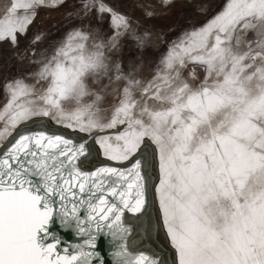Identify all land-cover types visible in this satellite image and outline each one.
Wrapping results in <instances>:
<instances>
[{"label": "snow or ice", "instance_id": "obj_1", "mask_svg": "<svg viewBox=\"0 0 264 264\" xmlns=\"http://www.w3.org/2000/svg\"><path fill=\"white\" fill-rule=\"evenodd\" d=\"M173 2L159 0V7ZM63 3L8 0L0 42L15 47L36 9ZM141 7L146 19L156 14L151 3ZM82 8L110 13L115 34L91 45L81 31L68 34L37 73V83L47 82L42 95L23 80L8 83L0 139L33 115L51 114L86 132L126 125L115 147L111 137L101 147L109 159L127 161L145 137L156 146L160 216L154 225L144 211L139 158L127 171L88 173L74 163L85 155L84 143L21 134L0 150V264H99L104 229L120 241L114 264H164L127 240L139 229L150 240L161 222L178 264H264V0H217L211 8L200 0L194 12L203 22L182 29L148 75L105 49H118L125 35L143 44L151 31L137 36L139 25L103 0H85ZM125 209L143 211L146 221L138 216L126 226ZM57 222L83 243L68 246Z\"/></svg>", "mask_w": 264, "mask_h": 264}, {"label": "rangeland", "instance_id": "obj_2", "mask_svg": "<svg viewBox=\"0 0 264 264\" xmlns=\"http://www.w3.org/2000/svg\"><path fill=\"white\" fill-rule=\"evenodd\" d=\"M84 2L85 0H64L63 4L56 7H39L36 9L35 19L28 26L27 32L22 36L17 34L18 44L15 47L7 40L0 42V112H3L10 98L6 85L14 80H23L29 86L35 85V95L37 96L46 92L47 82L41 81L37 83V73L55 54L56 50L61 47L68 34L74 31H81L89 35V45L93 41L96 43H107L115 34L116 30L112 27L111 14L100 13L96 8L86 11L82 8ZM199 2L200 0H174L173 4L168 8H161L159 7V0H103V3L110 6L114 11L129 17V22L134 27L139 25L136 32L137 36L141 35L145 29H149L152 33L143 44L138 42L132 35H125L120 38L118 49H113L111 52L105 49V51L109 56L121 59L125 65L130 61L143 65L145 75H148L155 70L172 42L182 34V29L190 23L203 22V17L197 16L194 12L195 6ZM145 3H151L154 6L156 14L151 19H146L144 16L141 5ZM208 4L210 8L215 7L217 0H208ZM7 6L8 0H0V16L3 15ZM211 15L212 12L210 10L209 16ZM23 99L29 98L25 97ZM39 106L47 107L42 102H40ZM32 107L36 106L33 105ZM33 116L21 120L15 128H9L10 134L0 139V150H3L10 140L18 138L21 134H34L41 130L40 127L29 123ZM49 125L50 127H56V134L62 130L61 134L59 133L58 135L72 140L74 144L83 143L84 141L87 154H90L91 148L96 149L94 141L99 139L97 148L102 150V154L100 153L97 156L95 153V156L100 161H104V168H117L121 171L126 169L127 171L133 167L132 157L124 161V164H121L122 161L109 159L100 143L103 138L111 137L109 142L115 147L117 143L115 136L119 132L127 131L126 125L120 129L96 130L93 132V135H95L90 138L86 136L91 131L86 132L80 131L79 128H69L58 122V120H54L53 123H48V121L44 123V126L48 129ZM3 128L4 123L0 121V131H3ZM144 149L148 153L147 166H142L141 174L145 176V196L149 199L148 202H145L144 211L152 218L155 225L160 216L159 194L156 191L159 186L158 153L156 146L147 137H145L139 151L145 152ZM84 156H80L74 161L81 170H84L89 165L83 160ZM96 165L91 164L87 168L93 169ZM96 167L99 166L97 165ZM135 214L146 221L147 217L144 216L143 211ZM135 214L130 213V215ZM122 218L124 221L125 216L123 215ZM158 230L162 231L163 234L157 235ZM139 232L141 250L156 253L158 258L164 261V264H173L174 261L175 264H178V260L173 259L174 249L170 238L166 235L162 222L158 229L153 228L150 240L144 234L143 229H139ZM128 237L131 240L134 239L136 237L135 231Z\"/></svg>", "mask_w": 264, "mask_h": 264}, {"label": "bare ground", "instance_id": "obj_3", "mask_svg": "<svg viewBox=\"0 0 264 264\" xmlns=\"http://www.w3.org/2000/svg\"><path fill=\"white\" fill-rule=\"evenodd\" d=\"M43 103V102H42ZM54 120H57L56 119V117L55 116H53V115H48V116H43V115H36V116H33L31 119H30V122L29 123H31L33 126H36V127H40V131H37V132H43V133H45V134H51V135H58L59 133L61 134V132H62V130H60V131H58L57 133L58 134H56V127H50V125H49V129L46 127V126H44V123L45 122H47L48 121V123L50 122H52L53 123V121ZM55 123V122H54ZM56 123H57V121H56ZM47 124V123H46ZM65 125V124H64ZM123 126H125V125H122V124H118L115 128L116 129H120V128H123ZM47 129H46V128ZM68 130V129H67ZM94 131H96V130H92L91 132H89V133H87L86 135V137H92V136H94L93 135V132ZM37 132H35V133H37ZM71 132V131H70ZM34 133V134H35ZM80 135V134H79ZM95 140V139H94ZM93 140V141H94ZM99 140V139H98ZM97 139L94 141L95 143V148L96 149H93V148H91L90 149V154H85V156L83 157V160H85V162H86V164H89V165H87V167L88 166H90L91 164L93 165V164H97L99 167H94L93 169H88L87 167V169L85 168L84 170H82V171H85V172H88V173H93V172H98L100 169H103L104 168V161H100V159H98L96 156H95V153H96V155L98 156V154H100L101 152H102V150H100V149H98L97 148V146H99L98 144H99V142H97L98 141ZM83 143H84V141H83ZM102 154V153H101ZM142 157H144V154H142V155H140V153H137L136 154V156L135 157H132V159L133 160H135V159H137V158H139L141 161H142V166L144 167L145 166V162L143 161V159H142ZM80 158V157H79ZM82 159V158H81ZM94 162V163H93ZM125 162L124 161H122L121 162V164H124ZM123 171H126V169L125 170H123ZM149 201V199L148 198H146V196H145V202H148ZM130 213L131 212H129L128 210H124V216H125V218H124V222H125V224H126V226H129V227H132L133 226V224H134V222L136 221V219H137V217H138V215L137 214H135V215H130ZM123 219V218H122ZM162 230V229H161ZM58 231H60V233H61V238L67 243V245L68 246H72V245H74V244H76V243H83V239L84 238H82V237H80V236H77L76 235V233H75V230L73 229V230H69V231H64L63 229H60L59 228V230ZM133 233V232H132ZM157 235H161V234H163L162 233V231H160V230H158V233H156ZM127 240L128 241H132V240H135V246L137 247V248H141V239L138 237H135L134 239H130L129 237L127 238ZM127 242V241H126ZM156 242V241H155ZM120 243V241L117 239V241H116V239L115 238H113L110 234H109V231H108V229H105L104 231H103V233H102V235H101V237L100 238H98L97 239V249H96V251H97V253H98V258H99V264H114V261H115V257H114V253L116 252V251H118L119 249H118V247H117V245ZM148 247V246H147ZM141 250V249H140ZM142 251H147V250H142ZM173 253H174V260H177V257H176V255H175V250L173 251ZM160 259V258H159ZM178 262V261H177ZM93 264H97V261H93ZM173 264H175V261H174V263Z\"/></svg>", "mask_w": 264, "mask_h": 264}, {"label": "crops", "instance_id": "obj_4", "mask_svg": "<svg viewBox=\"0 0 264 264\" xmlns=\"http://www.w3.org/2000/svg\"><path fill=\"white\" fill-rule=\"evenodd\" d=\"M145 150V152H140L139 151V153H140V155H142V154H144V157H142V159H143V161L145 162V166L144 167H146L147 166V156H148V153H147V150L146 149H144ZM133 160V159H132ZM132 160H130V161H132ZM133 162V161H132ZM128 163V162H127Z\"/></svg>", "mask_w": 264, "mask_h": 264}, {"label": "water", "instance_id": "obj_5", "mask_svg": "<svg viewBox=\"0 0 264 264\" xmlns=\"http://www.w3.org/2000/svg\"><path fill=\"white\" fill-rule=\"evenodd\" d=\"M109 199H111V198H109ZM58 225H59V222H57V230H59V226H58ZM104 230H105V229H104ZM102 233H103V232H102ZM102 233L98 234V238L101 237ZM98 238H97V239H98Z\"/></svg>", "mask_w": 264, "mask_h": 264}]
</instances>
